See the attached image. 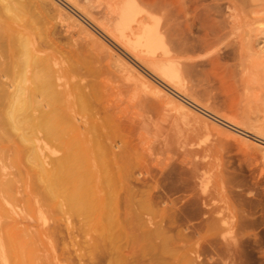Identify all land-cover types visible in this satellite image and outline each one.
Instances as JSON below:
<instances>
[{
  "label": "rangeland",
  "instance_id": "374dc122",
  "mask_svg": "<svg viewBox=\"0 0 264 264\" xmlns=\"http://www.w3.org/2000/svg\"><path fill=\"white\" fill-rule=\"evenodd\" d=\"M25 1L37 27L55 33L63 70L82 76L70 79L80 87L65 108L76 126L60 110L67 136L34 141L47 162L80 159L64 193L85 187L98 202L116 171L124 175L121 198L131 188L146 201L138 224L133 216L121 225L133 264H156L155 252L143 254L155 231L181 239L159 247L165 264H264V0ZM124 4L135 23L122 33ZM143 26L158 34L152 53L134 44ZM157 61L170 82L155 73ZM27 155L18 139H0V183H14L11 194L0 191V264H17L13 243L24 247L23 264H109L104 242L115 226L44 203Z\"/></svg>",
  "mask_w": 264,
  "mask_h": 264
},
{
  "label": "bare ground",
  "instance_id": "6f19581e",
  "mask_svg": "<svg viewBox=\"0 0 264 264\" xmlns=\"http://www.w3.org/2000/svg\"><path fill=\"white\" fill-rule=\"evenodd\" d=\"M67 1L70 4L75 5L74 0ZM124 2L125 1H123L122 4ZM78 3H81L80 0ZM70 4L66 3L65 5L68 6ZM127 7V4H124L122 7L120 5L118 9L119 13H117L119 16V18H117L119 24H117L116 27L118 28L117 30L122 33H124L125 30H130L131 25L135 23V19H132L134 20L132 23L129 22L131 19L127 16L129 15ZM149 9L151 10V8ZM31 13L32 8L30 2L25 0H0V139H5L7 141L14 138L18 139L19 144L21 145V152H28V157L26 158L29 159H27V161L31 165L33 164L37 171L34 184L39 189L41 199H44V203H47L50 207L56 208V210H63L64 215L67 211H74V213L85 219L97 220L99 224L101 223V228L115 226V232L112 234L110 233L109 237L108 234V240L104 242L105 249L109 251L106 253L107 261L109 264H133L136 253L130 251L129 248L124 245V237H128L129 234L121 225L124 222L127 223L131 217L136 216L138 214L137 209L144 206L146 201L137 199L138 195L135 192H132L131 188H127L126 195L121 198V191L123 190L121 184L124 183V175L120 174L118 170L116 171L117 181L115 183L110 182L112 180L108 181L109 184L106 187L109 190L105 193L106 195L104 194L98 199V202L94 201V197L91 191L89 192L88 188H83L81 186L76 187L72 194H65V187L68 185L75 186L77 181L75 174L76 166L78 164L77 161H80V159L74 161L72 157H70L71 152L69 153V151H67L70 154L69 156L65 155L63 158L55 159L53 162H47V157L42 154L43 149L34 145V141L35 139H38L37 137L39 135H41L42 138L55 140L60 136H62L61 138H64L63 135L67 136V133L60 128L58 123L61 116V114H59L60 110H64L63 115L71 121L73 126H76L73 117L67 112L69 108H65L69 99H73L71 96L75 87L78 88V91L80 87L77 86L78 84L71 86L69 81L71 82L72 80L70 79H73L74 75H76V77L80 78L79 80H82V76L70 68L63 70L64 60L58 55L57 51L54 50L55 33L44 27H37V19L29 17ZM72 19L73 18L70 16L67 17V15H63L62 22H68L66 26L68 29L74 27L75 21ZM101 21L103 20L101 19ZM107 23L109 24L108 21ZM157 35L158 34H156L152 28L143 26L140 29V32L134 35L136 36L134 44H138L139 46H142V49L146 48L148 52L152 53V51L156 49V42L158 40ZM86 36L93 43H98V41L87 32ZM171 48L174 49V47ZM153 56L154 55L152 54V57ZM152 64L155 66V73L163 78L164 81L166 80L170 82V76L164 68V64L158 61L152 62ZM69 73L72 77H67V74ZM84 85L83 87H85ZM80 90L86 91V88H80ZM83 91H81V93ZM85 94L86 97H84V95L81 97L84 102L80 99L82 103H84V106H86L84 98H87V93ZM87 102L89 106L94 104L93 102L90 105L91 101L89 100H87ZM81 106L83 105L81 104ZM95 107L96 106L93 107V110ZM192 107L194 108V105ZM203 114L206 115L205 113ZM206 116L208 117V115ZM82 120L85 121L84 119ZM73 132L74 131L71 130L69 134H72ZM95 133L97 132L95 131ZM77 136L79 139H89L87 133L78 134ZM91 137L93 138L94 136ZM54 143L57 144L58 142ZM69 150L71 151L72 147ZM72 151H74V149ZM111 172L113 171L111 170L110 173ZM109 185L110 188L108 187ZM13 188L14 183L12 182H6L5 184L0 183V191L7 195L11 194ZM62 199L63 201H60ZM38 201L40 204L41 201ZM97 203L104 205L102 209H99L100 211L96 208ZM140 211L141 210H139V212ZM135 219L138 220L140 217L137 219L136 216ZM136 222L138 224L139 220ZM133 225L134 224H132V226ZM132 226L131 228L136 225ZM104 229L101 231L105 234L107 229ZM159 229L160 228L158 227V230ZM158 232L159 231H155V233L146 234L147 236H145L144 239L145 242L148 243L147 246L143 248V254L147 252L149 254L155 252L153 256L156 259V264H165L162 258H164V254L167 253L162 250L158 252V249L161 245H167L169 248L171 242L174 244V241L178 240V237L177 239L174 238L175 240L173 241L170 236L168 237V232L165 234L162 232L159 233V235H163L162 242L159 244H153L151 241L156 234L158 235ZM129 233H131V231ZM134 233L131 234L134 235ZM134 236L137 238L138 235ZM158 236L156 237L158 238ZM138 238L140 239V236H138ZM135 240L139 241L138 239ZM13 244L12 247L18 261L17 264H23L25 261L23 254L24 247L18 243ZM178 246L179 245H177V247ZM166 250L168 249L166 248Z\"/></svg>",
  "mask_w": 264,
  "mask_h": 264
}]
</instances>
